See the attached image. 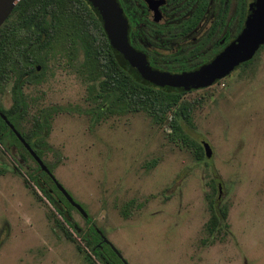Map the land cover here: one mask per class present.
I'll list each match as a JSON object with an SVG mask.
<instances>
[{
    "label": "rangeland",
    "instance_id": "rangeland-1",
    "mask_svg": "<svg viewBox=\"0 0 264 264\" xmlns=\"http://www.w3.org/2000/svg\"><path fill=\"white\" fill-rule=\"evenodd\" d=\"M66 47L42 53V73L22 88L18 126L29 132L35 115L56 109L37 156L87 214L68 208L69 220L101 229L121 257H112L116 264H264V44L249 65L182 96L193 101L192 122L180 120L188 143L171 139L168 120L157 125L144 112L94 118L99 100L79 71L81 47ZM11 85L0 94L3 109ZM203 141L212 153L200 159ZM20 153L0 145V264H104L65 238L54 221L61 216L27 176L37 162ZM41 181L52 190V179ZM211 204L227 209V227L214 235L206 231Z\"/></svg>",
    "mask_w": 264,
    "mask_h": 264
},
{
    "label": "trees",
    "instance_id": "trees-1",
    "mask_svg": "<svg viewBox=\"0 0 264 264\" xmlns=\"http://www.w3.org/2000/svg\"><path fill=\"white\" fill-rule=\"evenodd\" d=\"M57 43L62 47L67 44V49L81 47L83 61L79 71L89 80L88 93L91 99L99 100L95 108L90 109L94 118L99 120L111 114L144 112L153 123L162 125L171 115L167 122L172 130L171 139L189 142L180 120L189 124L192 122L193 101H181L182 96L190 91L182 92L169 86H154L131 71L120 54L110 47L100 16L86 0H20L0 26V94L7 83H12V103L7 109H3L0 104V112L40 158L46 147L44 139L50 111L54 112L56 109L40 111L34 116L29 132L20 130L18 120L27 109L22 88L31 80L29 78L40 76L42 72L37 70V66L44 64L42 53L53 50ZM254 56L235 69L249 65ZM149 66L153 68L150 64ZM0 145L6 151L9 146L18 145L24 154L32 158L1 116ZM24 154L20 153L22 161H25ZM204 154L203 146H196V157L201 159ZM46 166L51 172L52 167ZM15 168L21 174L20 167L15 165ZM5 172L6 168L0 166V174ZM27 176L47 194L49 202L61 216V219L54 216V221L65 238L76 243V248L84 253L86 259L91 261L93 255L104 264H116L112 257L119 260L118 256L102 241L101 229L91 225L83 231L72 223L67 213L68 208L73 206L54 183L52 190L42 186L43 176L49 180L51 178L38 164L36 170L29 172ZM24 181L28 184L27 179ZM210 209L206 231L209 235H214L222 225L227 227L224 222L227 209L215 204H211ZM75 236L79 237L84 247L77 242ZM86 249L89 252H86Z\"/></svg>",
    "mask_w": 264,
    "mask_h": 264
},
{
    "label": "flooded vegetation",
    "instance_id": "flooded-vegetation-1",
    "mask_svg": "<svg viewBox=\"0 0 264 264\" xmlns=\"http://www.w3.org/2000/svg\"><path fill=\"white\" fill-rule=\"evenodd\" d=\"M116 1L127 20L130 44L153 69L181 73L210 62L236 38L253 0ZM159 43L170 53L164 54Z\"/></svg>",
    "mask_w": 264,
    "mask_h": 264
},
{
    "label": "water",
    "instance_id": "water-1",
    "mask_svg": "<svg viewBox=\"0 0 264 264\" xmlns=\"http://www.w3.org/2000/svg\"><path fill=\"white\" fill-rule=\"evenodd\" d=\"M20 0H0V26L11 14ZM94 12L100 16L103 30L110 47L124 59L128 68L140 78L157 87H173L182 92L201 89L212 85L215 81L229 75L241 63L251 59L256 51L264 44V0H253L249 4L248 15L239 32L222 51L210 62L201 67L181 73H169L149 66L145 55L136 50L128 39V24L116 0H86ZM39 66H37V70ZM1 118L13 131L40 168L49 175L57 189L66 200L77 209L83 217L87 214L77 204L67 191L55 180L46 164L37 156L30 145L23 139L13 124L0 112ZM171 118L168 119V121ZM205 156L209 158L212 150L209 144L202 142ZM99 233L100 231L97 230ZM102 241L110 246L114 253L120 255L108 240L100 233Z\"/></svg>",
    "mask_w": 264,
    "mask_h": 264
}]
</instances>
